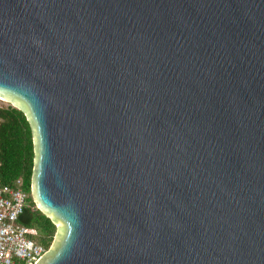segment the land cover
<instances>
[{
	"label": "water",
	"instance_id": "water-1",
	"mask_svg": "<svg viewBox=\"0 0 264 264\" xmlns=\"http://www.w3.org/2000/svg\"><path fill=\"white\" fill-rule=\"evenodd\" d=\"M0 100L34 264H264V0H0Z\"/></svg>",
	"mask_w": 264,
	"mask_h": 264
},
{
	"label": "trees",
	"instance_id": "trees-1",
	"mask_svg": "<svg viewBox=\"0 0 264 264\" xmlns=\"http://www.w3.org/2000/svg\"><path fill=\"white\" fill-rule=\"evenodd\" d=\"M33 144L30 126L24 114L12 106L0 107V185H11L22 179L29 194V206L19 222L33 234L28 237L49 248L56 227L33 204L30 184L33 170Z\"/></svg>",
	"mask_w": 264,
	"mask_h": 264
},
{
	"label": "built area",
	"instance_id": "built-area-1",
	"mask_svg": "<svg viewBox=\"0 0 264 264\" xmlns=\"http://www.w3.org/2000/svg\"><path fill=\"white\" fill-rule=\"evenodd\" d=\"M29 194L22 179L0 185V264H34L49 248L28 237L19 218L29 206Z\"/></svg>",
	"mask_w": 264,
	"mask_h": 264
},
{
	"label": "rangeland",
	"instance_id": "rangeland-1",
	"mask_svg": "<svg viewBox=\"0 0 264 264\" xmlns=\"http://www.w3.org/2000/svg\"><path fill=\"white\" fill-rule=\"evenodd\" d=\"M6 106H11V105L9 103L3 101V100L2 101L0 100V107H6ZM55 227H57V226L55 225ZM54 237H55V235H54ZM53 240H54V238H53Z\"/></svg>",
	"mask_w": 264,
	"mask_h": 264
}]
</instances>
